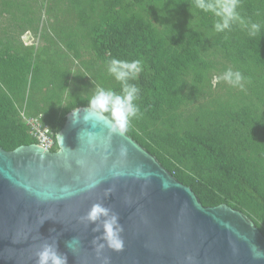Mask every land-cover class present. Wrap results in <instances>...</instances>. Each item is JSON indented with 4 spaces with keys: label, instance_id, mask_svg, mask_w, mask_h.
Segmentation results:
<instances>
[{
    "label": "trees",
    "instance_id": "obj_1",
    "mask_svg": "<svg viewBox=\"0 0 264 264\" xmlns=\"http://www.w3.org/2000/svg\"><path fill=\"white\" fill-rule=\"evenodd\" d=\"M32 1L0 0V15H9L0 37V147L36 144L24 115L52 129L56 151L65 115L88 106L95 86L120 92L106 61L139 59L143 71L131 82L141 115L124 133L203 206L239 210L264 235V0H240L237 9L261 25L254 37L239 24L216 32L217 18L194 0H51L39 6L46 28ZM10 26L39 36L42 47L24 46ZM229 68L246 78L243 90L219 79ZM72 79L82 89L65 102Z\"/></svg>",
    "mask_w": 264,
    "mask_h": 264
},
{
    "label": "water",
    "instance_id": "obj_2",
    "mask_svg": "<svg viewBox=\"0 0 264 264\" xmlns=\"http://www.w3.org/2000/svg\"><path fill=\"white\" fill-rule=\"evenodd\" d=\"M55 141L53 152L0 147V264H37L46 243L67 264H264V235L250 218L226 204L203 206L88 106L65 115ZM96 203L118 214L123 250L97 252L102 226L82 219Z\"/></svg>",
    "mask_w": 264,
    "mask_h": 264
},
{
    "label": "clouds",
    "instance_id": "obj_3",
    "mask_svg": "<svg viewBox=\"0 0 264 264\" xmlns=\"http://www.w3.org/2000/svg\"><path fill=\"white\" fill-rule=\"evenodd\" d=\"M239 4L240 0H194L193 6L200 12L210 13L217 18L213 24L216 32L231 30L233 24H239L247 30L249 36L254 37L260 32L261 25L246 21L237 11ZM106 64L108 74L120 84V92L95 86V91L88 100V111L103 120L112 132L122 134L128 129L131 120L141 115L136 103L140 88L131 81L139 78L143 65L139 59L129 61L118 58H112ZM219 79L243 90L246 78L240 71L229 68ZM82 219L88 223L100 222L102 226L101 236L93 241L97 252H101L105 246L114 251L123 250V227L119 223L118 214L103 204L96 203ZM94 230L99 231L100 227ZM36 256L37 264H67V257L60 254L53 244H44Z\"/></svg>",
    "mask_w": 264,
    "mask_h": 264
},
{
    "label": "rangeland",
    "instance_id": "obj_4",
    "mask_svg": "<svg viewBox=\"0 0 264 264\" xmlns=\"http://www.w3.org/2000/svg\"><path fill=\"white\" fill-rule=\"evenodd\" d=\"M50 2H51V0H33L32 1V8H34L39 13L40 18H41V22H42V25H43L42 27H44V28H46V25H45L44 21L47 19V17H46V14H45V9L43 7L40 8L39 6H40L41 3L43 5H48ZM38 7L40 8V11L37 10ZM34 15H35V11H34V14L32 16L34 17ZM8 17H9L8 14H4L3 13V14L0 15V37H2V28L4 27L6 21L8 20ZM69 19H70V21H73V19L71 17H69ZM46 22H47V20H46ZM40 27H41V23H39L38 31L40 30ZM26 29H30V28L26 27L24 30H26ZM9 30L10 31L13 30L12 26L9 27ZM17 34L18 33H17L16 30H13V32H11V36L12 35L16 36L17 40L23 42L24 46H28V45L32 44L35 47V49L42 47V40L39 38V36H36V37L29 36L28 32L25 33V34H22L20 36L17 35ZM13 44H14V46H16V43L14 41H13ZM18 46H19V43H18ZM41 56H40V59L37 61V64H41V60H43V57L47 58L44 55H41ZM21 57H23V56L21 55ZM84 57L85 58H90V55L85 54ZM70 66H71V70L75 72L76 71V63L73 62V63L70 64ZM88 79H89V77H88ZM214 79L212 80V83L214 82ZM44 80L46 81L47 78L44 79ZM83 81H86V80L83 79ZM79 82L80 81L77 80V79L70 80L69 85H68V95L66 96V99H64L65 102H67V100L69 99L70 95L75 93L78 89H82L81 87L78 86ZM89 87L90 86L85 87V89H86L85 93H87V92L90 93V92L94 91L93 89H89Z\"/></svg>",
    "mask_w": 264,
    "mask_h": 264
},
{
    "label": "built area",
    "instance_id": "obj_5",
    "mask_svg": "<svg viewBox=\"0 0 264 264\" xmlns=\"http://www.w3.org/2000/svg\"><path fill=\"white\" fill-rule=\"evenodd\" d=\"M23 116V122L28 127V131L32 139L36 141V144L44 149L50 150L53 142L51 139L52 129L44 125L40 117L25 118Z\"/></svg>",
    "mask_w": 264,
    "mask_h": 264
},
{
    "label": "crops",
    "instance_id": "obj_6",
    "mask_svg": "<svg viewBox=\"0 0 264 264\" xmlns=\"http://www.w3.org/2000/svg\"><path fill=\"white\" fill-rule=\"evenodd\" d=\"M28 46H30V45H28ZM35 48V47H34Z\"/></svg>",
    "mask_w": 264,
    "mask_h": 264
}]
</instances>
